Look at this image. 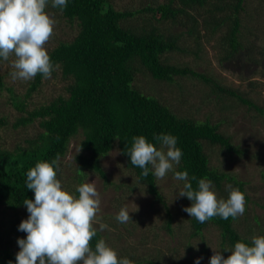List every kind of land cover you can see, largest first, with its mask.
Segmentation results:
<instances>
[{
  "label": "trees",
  "instance_id": "trees-1",
  "mask_svg": "<svg viewBox=\"0 0 264 264\" xmlns=\"http://www.w3.org/2000/svg\"><path fill=\"white\" fill-rule=\"evenodd\" d=\"M143 5L135 9H119L112 0H68L63 11L53 7L79 27L73 39L62 40L48 51L56 66L52 74L60 72L64 79H68L65 93L30 108L34 94L45 81L41 74L30 81L23 95L6 87L11 93V103L21 113L13 127H28L38 122L39 131L26 138L25 143L7 147L2 131L10 121L8 116L0 114V264H16V254L20 250L17 241L27 235L19 230L20 223L28 218L21 217L25 214L22 211L27 209L23 202L34 200V191L27 189V172L38 162L51 163L59 156L58 179L60 166L74 139L79 140V151L73 154V161L66 163L69 170L66 190L77 197L76 187L86 183L91 174H96L105 185L110 183L102 159L118 146L138 180L166 205L151 165L148 166V177H143V169L131 165L126 152L134 143L133 137L140 135L159 148L155 137L160 134L176 137V146L183 155L175 171H187L194 189L198 188L199 179H207L212 182L218 199L228 198L226 186L229 184L245 192L246 182L237 174L212 163L205 150L204 142H208L230 155L243 156L245 153V149L221 130V122L210 117L201 120L181 116L159 97L143 92L135 85V80L138 72L149 73L154 79L167 82H173L176 76L200 78L264 114V106H259L246 94L221 87L212 77L190 66L172 64L166 57L171 52H185L201 58L205 43L212 40L217 41L224 61L243 51L252 55L254 48L258 47L255 41L264 40V5L261 17L251 13L250 0H147ZM48 7H52L51 0L45 11ZM161 24H168V27ZM178 27L182 31L173 30ZM202 30L206 34H201ZM182 38L187 39L188 47L181 48ZM261 48L264 51V44ZM0 87H4L3 76H0ZM193 176L195 180H192ZM186 199L190 206L192 201ZM246 199L249 200L248 195ZM173 219L174 215L168 209L166 229L171 236ZM254 219L261 224L258 216ZM188 220L191 231L183 259H179L181 253L174 247L162 250L158 246L153 251L148 248V253L139 252L138 255L127 248L120 253L119 249H113L118 258L127 257L132 264H195L196 253L208 258L211 250L205 242L201 250H196L191 240L204 239L205 231L211 227L219 231V251L225 258L231 254L225 248L234 247L238 241L251 244L253 236H264L262 225L258 233L251 226L241 232L239 217L225 220L216 216L205 223L190 216ZM133 234L134 231L130 230L129 235ZM158 235L156 233L151 239L143 234L141 245L146 246L148 241L154 245ZM100 239L107 244L103 231H98L91 241L93 249ZM210 258L200 264H210Z\"/></svg>",
  "mask_w": 264,
  "mask_h": 264
},
{
  "label": "rangeland",
  "instance_id": "rangeland-1",
  "mask_svg": "<svg viewBox=\"0 0 264 264\" xmlns=\"http://www.w3.org/2000/svg\"><path fill=\"white\" fill-rule=\"evenodd\" d=\"M112 1L119 9H135L144 6L143 4L147 2V0ZM250 2L252 4L251 13H256V17H261L263 0H250ZM46 12L56 21L54 35L45 45L49 51L60 41L73 39L79 27L77 23L70 22L53 7H48ZM201 19L199 17L200 21ZM161 26L167 28L168 24H161ZM173 30L182 31V28H173ZM201 34H206V31L202 30ZM216 43V40L206 42L205 52L201 58H195L185 52H171L166 57L172 64L190 66L212 77L219 86L244 93L259 106H264V51L261 48L264 40L261 38L255 41L258 47L254 48L252 55L243 51L227 61L221 59L223 53H219ZM180 46L181 48L188 47L187 39L182 38ZM11 59L14 58H10L9 61L0 59V76L4 78V87H0V114L8 116L10 121V125L2 131L3 141L7 147L14 148L17 144L25 143L26 138L36 134L39 131V124L36 122L28 127L20 128H14L12 125L21 113L11 103V93L6 87H12L16 94L23 95L27 92L31 80L24 82L14 81L11 78L10 73L13 71ZM67 84L68 79H64L60 72L56 75L52 74L51 78L45 79L41 89L34 94L30 108L34 104L47 102L53 96L65 93ZM135 85L143 92L159 97L172 111L181 116L201 120L210 117L215 122H221V130L230 135L236 145L245 149L243 156L230 155L218 146H210L208 142H204L205 150L210 155L212 163L220 165L221 169L237 174L246 182L245 212L239 216L238 228L241 232H245L251 226L254 232L258 233L261 225L264 226V207L261 206L264 204V114L243 104L228 92H222L218 87L213 88L211 83L208 84L200 78L176 76L173 82H167L156 80L149 73L138 72ZM78 144V139L71 142L70 152L60 166L58 179L65 190L68 188L66 186L69 173L66 163L73 161V154L79 151ZM102 165L108 173L110 183L105 185L96 174L89 175L86 183H94L100 194L101 204L97 219L108 225V228L103 231L107 244L119 249V253L127 248L135 255L139 252L148 253V248L153 251V248L158 246L162 247V250H170L174 247L181 253L178 256L179 259H183V255L186 254L185 243L188 242L191 231L189 214L183 211V208L188 206L187 199L177 196L184 182L173 179V172L157 180L166 204L163 205L148 192L147 186L140 182L134 171L128 167L118 146L103 157ZM246 195L249 200L246 199ZM122 207L127 208L133 220L130 219L127 223H120L116 220ZM168 209L174 215L173 236L166 229ZM22 213H25L21 214L22 218L29 216L27 209ZM254 216L260 218L262 221L260 225ZM94 226L99 228L98 223H94ZM130 230L134 231L133 235H129ZM156 233L159 235L154 245L151 241H148L146 246L141 245L140 239L143 234L153 239ZM219 238L218 229L211 227L205 231L204 239L193 238L191 242L196 250L197 248L201 250L203 242L209 244L212 256L214 254L212 247L220 250ZM194 256L198 258L200 254L196 253ZM208 258L202 257L200 262L205 263Z\"/></svg>",
  "mask_w": 264,
  "mask_h": 264
},
{
  "label": "clouds",
  "instance_id": "clouds-1",
  "mask_svg": "<svg viewBox=\"0 0 264 264\" xmlns=\"http://www.w3.org/2000/svg\"><path fill=\"white\" fill-rule=\"evenodd\" d=\"M49 0H0V59L9 61L13 71L11 78L30 81L41 74L50 79L55 70L45 45L54 35L55 19L46 11ZM68 0H51L52 7L63 11ZM118 139V138H117ZM159 148L143 136L133 137L134 143L126 152L131 165L143 169L147 178L149 165L157 180L173 172V179L183 181L179 197L192 201L183 211L200 223L219 216L227 220L236 219L245 212V194L232 185H227V199L217 197L210 180L199 179L194 189L187 171H175L183 155L176 137L160 134L155 137ZM59 156L51 163L38 162L27 172V189L34 191V200L26 199L29 216L19 230L26 238H19L16 264H132L127 257L118 258L117 251L100 239L93 249L91 241L98 231L108 228L97 219L100 211V194L94 183H83L76 187L78 197L62 187L57 179ZM196 177L193 176L192 180ZM132 219L126 207L116 216L120 223ZM133 220V219H132ZM99 224V229L94 227ZM195 246V245H193ZM210 246V245H209ZM211 247V246H210ZM210 264H264V236H253L251 244L238 241L231 254L225 258L222 251L213 248ZM198 250V248H197ZM202 257L196 258L200 264ZM11 264V262H10Z\"/></svg>",
  "mask_w": 264,
  "mask_h": 264
}]
</instances>
